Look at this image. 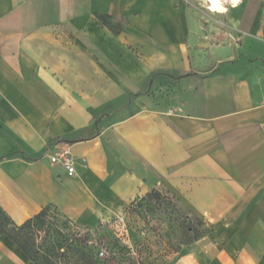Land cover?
<instances>
[{
  "label": "crops",
  "instance_id": "crops-1",
  "mask_svg": "<svg viewBox=\"0 0 264 264\" xmlns=\"http://www.w3.org/2000/svg\"><path fill=\"white\" fill-rule=\"evenodd\" d=\"M221 3L0 0L14 223L50 205L92 224L161 188L207 228L167 264H264V0ZM64 145L72 176L49 159ZM0 264L34 263L0 236Z\"/></svg>",
  "mask_w": 264,
  "mask_h": 264
},
{
  "label": "rangeland",
  "instance_id": "rangeland-1",
  "mask_svg": "<svg viewBox=\"0 0 264 264\" xmlns=\"http://www.w3.org/2000/svg\"><path fill=\"white\" fill-rule=\"evenodd\" d=\"M192 1L212 11L206 1L188 2ZM159 190V198L144 196L129 203L123 213L86 225L47 207L25 235L41 262L48 257L56 264H80L83 259L79 251L72 253L69 249L79 246L83 252L91 249L101 264H167L178 255L187 235H192L186 233V227H203L176 196ZM103 246L106 253L100 256L98 250Z\"/></svg>",
  "mask_w": 264,
  "mask_h": 264
},
{
  "label": "trees",
  "instance_id": "trees-1",
  "mask_svg": "<svg viewBox=\"0 0 264 264\" xmlns=\"http://www.w3.org/2000/svg\"><path fill=\"white\" fill-rule=\"evenodd\" d=\"M104 22H107L106 18H101ZM165 192H169L166 190ZM161 190L159 189H152L150 192H148L145 196L151 197V198H159L161 194ZM170 193V192H169ZM173 195V194H172ZM144 197V196H143ZM47 207H51L50 205H47L43 207L37 214L34 216L26 219L21 224H16L11 220V218L6 214V212L0 207V235H5L8 240H11L14 242L18 248L34 263V264H56L52 260H50L48 257H44V262H41L39 257L37 256V252L33 250V245L27 240V237L25 235L27 228L32 227L34 221H39L40 218L43 216L44 211ZM190 214L192 217L196 220L197 223L203 227V230H198L196 228H193V226H187L186 227V233L192 235H187V240L184 242L190 243L194 241L195 239L199 238L202 234H204L207 231V228L204 226L203 222L190 210ZM54 248V247H53ZM62 249V247L60 248ZM69 249L72 253H76L79 251L81 258L83 259L80 264H101L98 259L95 258V256L91 253V249H89L88 252H83L81 248L78 246H69ZM100 248L98 250L99 254ZM68 264V263H66Z\"/></svg>",
  "mask_w": 264,
  "mask_h": 264
},
{
  "label": "built area",
  "instance_id": "built-area-1",
  "mask_svg": "<svg viewBox=\"0 0 264 264\" xmlns=\"http://www.w3.org/2000/svg\"><path fill=\"white\" fill-rule=\"evenodd\" d=\"M184 1L188 2L189 0H184ZM203 1L205 3V0ZM49 159L53 163H58L62 165L66 169L69 175L72 176L75 173V167H74L75 161L68 146L66 145L59 146L52 154L49 155ZM105 253H106V247L103 246L100 248L99 255L103 256L105 255Z\"/></svg>",
  "mask_w": 264,
  "mask_h": 264
},
{
  "label": "bare ground",
  "instance_id": "bare-ground-1",
  "mask_svg": "<svg viewBox=\"0 0 264 264\" xmlns=\"http://www.w3.org/2000/svg\"><path fill=\"white\" fill-rule=\"evenodd\" d=\"M207 8L214 11H220L223 9V5L220 0H205ZM221 12V11H220Z\"/></svg>",
  "mask_w": 264,
  "mask_h": 264
},
{
  "label": "water",
  "instance_id": "water-1",
  "mask_svg": "<svg viewBox=\"0 0 264 264\" xmlns=\"http://www.w3.org/2000/svg\"><path fill=\"white\" fill-rule=\"evenodd\" d=\"M201 47H205L206 45L205 44H200Z\"/></svg>",
  "mask_w": 264,
  "mask_h": 264
}]
</instances>
